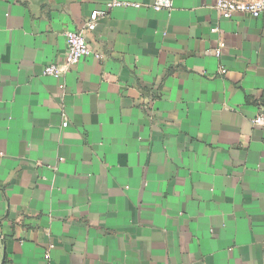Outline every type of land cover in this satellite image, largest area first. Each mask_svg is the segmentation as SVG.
Wrapping results in <instances>:
<instances>
[{"label": "crops", "instance_id": "1", "mask_svg": "<svg viewBox=\"0 0 264 264\" xmlns=\"http://www.w3.org/2000/svg\"><path fill=\"white\" fill-rule=\"evenodd\" d=\"M110 1L0 0V264H264V15Z\"/></svg>", "mask_w": 264, "mask_h": 264}, {"label": "built area", "instance_id": "2", "mask_svg": "<svg viewBox=\"0 0 264 264\" xmlns=\"http://www.w3.org/2000/svg\"><path fill=\"white\" fill-rule=\"evenodd\" d=\"M116 7H135L139 8L140 5L129 2H121L119 0H112L107 4V9ZM173 8L172 0H157L153 6L155 11L171 10ZM216 10L219 14L227 20L232 19L237 14H244L253 19H259L264 15V0H216ZM103 11H95L90 16V20L86 23L84 30L75 31L68 30L65 32L66 39V56L62 63H53L47 66L44 70V75L53 78H61L72 67L79 64V62L89 56H93L97 59H102L103 55L97 53L94 48L89 44L86 31H91L96 28L98 18L104 15ZM216 32L217 29H213ZM217 55H220V51H217ZM253 125L264 129V110H260L252 119ZM67 126V123L64 124ZM46 260L50 258L49 254L45 256Z\"/></svg>", "mask_w": 264, "mask_h": 264}]
</instances>
